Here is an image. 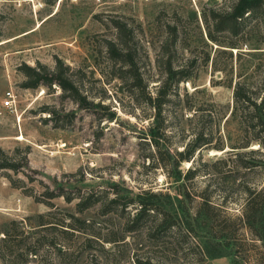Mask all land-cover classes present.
<instances>
[{"label":"rangeland","instance_id":"1","mask_svg":"<svg viewBox=\"0 0 264 264\" xmlns=\"http://www.w3.org/2000/svg\"><path fill=\"white\" fill-rule=\"evenodd\" d=\"M214 1L219 0H57L54 4L45 0H0V147L18 159L30 147L28 165L9 172L18 187L0 176V239L8 231L6 244L0 242V264H264V228H243L236 220L243 202L238 184L260 188L262 171L219 165L217 171L222 173L216 179L209 168V163L225 157L227 152L223 151L231 150L239 140L238 124L228 115L232 89L225 86L228 75L211 72L209 62L197 70L191 83L179 84V93L183 102L185 89L192 94L186 98L192 108L199 106L204 114L210 111L211 121L203 118L202 123L212 130L218 127L223 150L204 148L194 155L199 173L188 186L200 192L208 181L216 182L218 191L211 192L212 200L221 208L217 213L222 226L228 228H191L185 239L171 228L147 237L141 229L124 231L119 210L110 207V211L102 212L112 188L122 192L123 186L137 191L167 184L159 171L142 169L136 155L132 125L138 120L129 112L138 114L139 109L124 84L111 76L103 48L104 40L114 33L110 21L118 19L133 26L143 77L152 90L159 78L154 48L165 37V24L179 18L181 38L188 44L183 48L186 55L192 44H198L200 34L203 36L201 26L198 28L189 18L191 10L213 5ZM203 46L194 51L200 54L204 49L211 57L216 46ZM239 47L231 51L233 81L264 76V52H260L264 44L250 40ZM58 59L80 70L78 78L74 77L87 100L102 96L109 109L79 108L63 97L55 84L23 87V65L40 63L53 69ZM218 61L220 66L229 63L224 56ZM8 88L17 95L12 111L1 104ZM220 108L224 116L218 119L213 114ZM111 109L116 120L98 119ZM50 110L57 112L51 120ZM169 110L166 119L174 141L177 135L171 128H175L174 117L180 111ZM181 112L182 119L191 125L193 118L185 117L190 113ZM216 138L213 134L210 146ZM188 165L183 162L181 168ZM227 172L234 175L220 179ZM111 180L116 187L109 185ZM46 185L49 190L71 196L92 191L99 201L78 211L76 198L70 202L63 196L49 198ZM222 196L226 199L220 205ZM40 222L45 224L40 226ZM68 222L71 227L65 226ZM80 226L84 229H74ZM206 249L214 255L208 256ZM34 251L36 254H32Z\"/></svg>","mask_w":264,"mask_h":264},{"label":"trees","instance_id":"2","mask_svg":"<svg viewBox=\"0 0 264 264\" xmlns=\"http://www.w3.org/2000/svg\"><path fill=\"white\" fill-rule=\"evenodd\" d=\"M45 1L54 4L57 0ZM189 18L198 28L201 26L204 39L200 34L198 44H192V47L187 50L188 53L183 55L185 52L183 48L188 44L186 39L181 38L179 18L171 24H165V37L154 48L156 53L154 64L159 78L152 85V90L147 88V82L143 77L142 62L138 53L139 46L133 40V26L113 19L110 24L114 33L104 40L103 48L111 65V76L124 84L133 104L139 109L138 114L129 113L138 120L132 127L136 138V155L141 161L140 166L151 172L159 171L166 178L167 184L163 188L146 187L139 188L137 191L123 186L122 192L112 188L110 190L112 196L107 204H103L102 212L110 211V207L119 210L117 212L123 218L124 231L141 229L147 237H154V233L171 228L183 239L187 238L191 228H228V225L222 226L223 221L218 218L217 213L221 208L212 200L211 192L218 191V187L214 185L216 182L208 181L200 192H194L188 186V183L199 173L194 163V155L204 148L223 150V141L218 133V127L212 130L210 125L205 127L202 123L203 118L211 121L210 111L204 114L199 106L192 108L186 100L187 96L192 94H188L185 89H183L185 100L182 102L180 99L179 84L191 83L197 70L208 62L211 72L228 75L225 86L232 87L231 109L228 115L238 124L239 139L237 143L230 146L231 150L223 151L227 152L225 157L220 156L209 163V168L216 179V176L222 173L221 170L217 171L219 165L227 167L234 165L243 171L260 169L264 175V76L262 74L257 80L246 79L245 81L236 79L233 81L231 76L232 49H239L241 43L250 40L264 44V0H219L213 5L191 10ZM137 27L141 32L140 26ZM208 43L210 46L213 44L216 46L212 50L211 57L209 51L204 49L200 51V54L199 51H194V49L202 48L203 45H209ZM222 56L228 58V65L217 64ZM20 69L25 76L22 82L23 87L35 88L39 85L55 84L61 89V95L74 102L79 108L91 106L109 109L108 105L102 102V96H97L96 100L86 99L74 77L78 78L80 70L72 69L60 59L56 61L53 69H48L40 63L36 66L23 65ZM171 103L176 106L168 108ZM169 109H173L171 110L173 112L176 109L180 111L176 114V118L174 117L175 128H171L177 135L174 141L171 139L170 124L166 119ZM182 109L190 113L185 116L186 118H193L194 122L191 125L189 121L182 119L184 116ZM50 113V120L57 115L54 110H50ZM115 114L114 109H111L101 116L103 118L98 119L116 120ZM194 114H196L195 117H193ZM213 115L218 119L224 116L221 108L218 114ZM185 121L189 125L187 128L184 125ZM213 134L217 136V142L210 146ZM254 144L256 147L251 148ZM29 151L30 147L27 146L20 160L16 154L9 153L0 147V176H6L14 187L18 185L9 172L21 171V167L28 165ZM183 162L189 163L185 169L181 168ZM233 175V172H227L220 179L224 180L225 177ZM109 185L117 186L113 180L109 182ZM238 186L243 194L240 215L236 217L239 225L243 228H264V182L258 189L247 183H239ZM208 189L209 192L206 193ZM47 191H49V198L63 196L68 202L76 198L75 206L78 211L99 201L92 191L73 196L53 189L49 190L48 186ZM29 195L32 194L29 193ZM104 195L107 196V192ZM217 195L221 194L217 193ZM196 197L199 198L197 202L194 200ZM35 199L39 201L37 197ZM225 199L222 196L220 205L225 202ZM130 208L131 211H129ZM70 217L76 219L72 214ZM80 223L84 225L85 221L80 220ZM44 224V222L39 223L40 226ZM70 225L68 222L65 226L71 227ZM83 227L74 229L81 231ZM6 234L0 239L4 245L8 240V231ZM205 252L208 256L214 255L207 249ZM32 254H36L35 251Z\"/></svg>","mask_w":264,"mask_h":264},{"label":"built area","instance_id":"3","mask_svg":"<svg viewBox=\"0 0 264 264\" xmlns=\"http://www.w3.org/2000/svg\"><path fill=\"white\" fill-rule=\"evenodd\" d=\"M17 95L12 88H8L4 91L3 99L1 104L4 108L13 110L16 108Z\"/></svg>","mask_w":264,"mask_h":264},{"label":"bare ground","instance_id":"4","mask_svg":"<svg viewBox=\"0 0 264 264\" xmlns=\"http://www.w3.org/2000/svg\"><path fill=\"white\" fill-rule=\"evenodd\" d=\"M20 138H22V135H20V136L18 137V139H20Z\"/></svg>","mask_w":264,"mask_h":264}]
</instances>
